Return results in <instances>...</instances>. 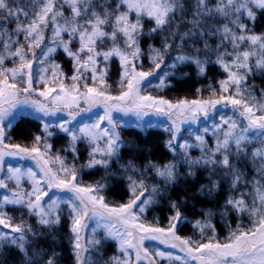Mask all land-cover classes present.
Returning <instances> with one entry per match:
<instances>
[{
	"label": "snow or ice",
	"instance_id": "obj_1",
	"mask_svg": "<svg viewBox=\"0 0 264 264\" xmlns=\"http://www.w3.org/2000/svg\"><path fill=\"white\" fill-rule=\"evenodd\" d=\"M0 264H264V0H0Z\"/></svg>",
	"mask_w": 264,
	"mask_h": 264
},
{
	"label": "trees",
	"instance_id": "obj_2",
	"mask_svg": "<svg viewBox=\"0 0 264 264\" xmlns=\"http://www.w3.org/2000/svg\"><path fill=\"white\" fill-rule=\"evenodd\" d=\"M186 71L192 72L193 76H194V68H188L185 69ZM195 82V78L193 79V81H189L186 84H177L176 90L174 91H165L164 93H159L162 95H167L169 98H172L174 96H179V95H183L186 92H188L192 86V84ZM153 94H157L154 90H153ZM40 129V125L38 121H35L34 119H32L31 117H25L23 120H20L17 122V125L14 127L13 131L10 133V135L13 137V139H15L17 142H27L30 141L31 137L28 135L29 133H38ZM125 139H129V138H136L138 140H141V142H147L149 144V146L153 147L154 149V153L152 158L155 160H161V159H170L171 156L170 154H167L166 149H164L162 141L166 138L165 134L158 129H152L149 130L148 134L146 137H144L142 139V134L138 133L136 130L132 129V130H128L127 132H125ZM55 143V147L56 148H60L62 143H65L64 141H60V142H54ZM99 178V176H94V177H89V176H85V180L91 181L92 179H96ZM113 185H114V190L113 192L109 193L108 196L110 199H115V200H119L120 199V192L123 189V185L120 183H117L116 181H112ZM180 194L179 189L175 192H173V196H177ZM193 203V201H189V219H193V215H192V210H191V204ZM197 208L201 207L202 205L197 201ZM167 203L164 202V207L163 209H157L155 213H150L149 214V218L152 215H158L160 216L161 220L164 221L165 216L168 214L167 211ZM198 218V217H196ZM216 223H218L219 225V221H214ZM34 223V221H33ZM181 234H191V226L187 225L184 229V232H182ZM114 251V246H109L108 247V254L111 255L112 252Z\"/></svg>",
	"mask_w": 264,
	"mask_h": 264
},
{
	"label": "rangeland",
	"instance_id": "obj_3",
	"mask_svg": "<svg viewBox=\"0 0 264 264\" xmlns=\"http://www.w3.org/2000/svg\"><path fill=\"white\" fill-rule=\"evenodd\" d=\"M156 246L163 248V246H162V245H158V244H157ZM168 250H170V249H168Z\"/></svg>",
	"mask_w": 264,
	"mask_h": 264
}]
</instances>
